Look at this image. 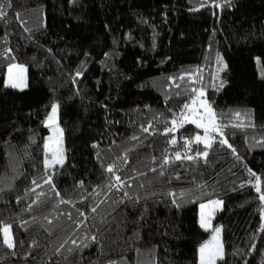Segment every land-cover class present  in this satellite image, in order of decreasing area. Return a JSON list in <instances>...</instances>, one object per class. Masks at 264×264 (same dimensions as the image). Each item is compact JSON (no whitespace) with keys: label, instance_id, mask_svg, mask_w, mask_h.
<instances>
[{"label":"trees","instance_id":"trees-1","mask_svg":"<svg viewBox=\"0 0 264 264\" xmlns=\"http://www.w3.org/2000/svg\"><path fill=\"white\" fill-rule=\"evenodd\" d=\"M0 5V264H199L212 200L217 264H264V0ZM199 98L226 144L174 132ZM53 105L64 153L48 167ZM58 213L54 231L25 227Z\"/></svg>","mask_w":264,"mask_h":264},{"label":"rangeland","instance_id":"rangeland-1","mask_svg":"<svg viewBox=\"0 0 264 264\" xmlns=\"http://www.w3.org/2000/svg\"><path fill=\"white\" fill-rule=\"evenodd\" d=\"M8 81L12 86L20 87V88L23 87L25 85V82H27L26 69L23 66H20L17 64H11L8 70ZM202 101L206 103V101L203 98H199L195 102L194 106L190 108L191 111H188L183 116L182 121L179 123H176L173 129H174V132L176 133L179 131L181 127H185L189 125L195 126L199 130V132L196 133L192 138H190L189 142L200 143L206 146V143H210L211 145L215 141H218V140L222 141V139H221L219 130L218 131L212 130V128L209 127V131L206 133L204 127L197 126V123L204 124L206 126L208 124L205 109L201 106ZM215 124H216V121H215ZM47 127L49 129V137L46 141L47 166L52 167L56 164H59V163L53 162V150L60 149L62 151V155L64 153L63 146H62L63 132L58 125L57 112L55 114L54 119L49 120ZM197 136H200L201 138L200 142L196 141L195 138ZM205 137H207V140L205 139ZM201 205H205L206 207L202 208ZM201 205L199 208V216H200L201 225L205 230L210 232V237L207 240V242L204 243V245L200 247L199 264H201V248L202 247L208 246L205 251V258L207 259L208 250H214L217 246H219V249H220L219 254L215 255L211 261V264H217L219 260L224 258V246H223V238H222V229L220 226H215L214 220L217 214L222 210L223 202L221 200H212L209 202H205ZM64 222H65V214L58 213L55 216V218H50V220H47V221H44L43 218H41L38 221H33L32 223L25 225V227H29V226H32L33 224H36V225L45 227L49 231H54L55 229L61 227L64 224ZM216 229H219V232H217ZM9 236L13 243L11 232H9Z\"/></svg>","mask_w":264,"mask_h":264},{"label":"snow or ice","instance_id":"snow-or-ice-1","mask_svg":"<svg viewBox=\"0 0 264 264\" xmlns=\"http://www.w3.org/2000/svg\"><path fill=\"white\" fill-rule=\"evenodd\" d=\"M0 7H2V5H0ZM10 71H11V69H10ZM200 95L202 96L203 93L201 92ZM193 103H195V100L193 101ZM201 106L205 109V113H206V118H207L208 124L206 126L204 124L197 123V126L198 127H204L206 133L209 131V127H211L212 130L218 131L219 130V126L215 124V114L212 111L211 106L206 104V103H204L203 101L201 102ZM57 107L58 106L53 105V107H52V115L49 117L50 120L54 119L55 114L57 112ZM185 107L187 108L188 105H185ZM237 116H239V113H237ZM202 119H203V117H202ZM193 122H195V121H193ZM145 130H147V129H145ZM195 139H196L197 142H200V140H201L200 136H197ZM205 139L207 140V137H205ZM173 143H175V141H173ZM221 143L222 144H226L227 141L226 140H222ZM210 146H211L210 143H206V147H210ZM229 147H231V145H229ZM201 155L206 157L207 156V152L201 153ZM179 158L180 157H179V154H178L177 155V159H179ZM186 158L192 159V157H186ZM53 162L54 163H62L63 162V155H62V151L60 149L53 150ZM108 171L111 172L112 168H109ZM117 179H119V177H117ZM257 182L259 183V177H257ZM257 191L258 192L260 191L259 187H257ZM260 199L264 200V195H261ZM216 203H218V202H216ZM201 207L204 208L206 206L205 205H201ZM2 231H3V234H4V242L8 245V247H13L14 245H13L11 239H10V236H9V232H10L9 226H5L2 229ZM216 231L219 232V229H216ZM207 247L208 246H204V247L201 248V264H211V261L214 258V256L219 254V250L220 249H219V246H217L214 250H208L207 259H206L205 258V251H206Z\"/></svg>","mask_w":264,"mask_h":264}]
</instances>
